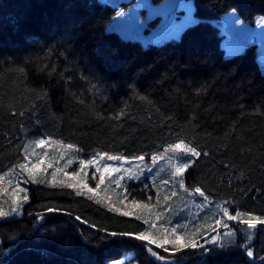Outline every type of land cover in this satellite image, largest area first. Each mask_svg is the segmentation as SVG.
I'll list each match as a JSON object with an SVG mask.
<instances>
[{"label": "trees", "instance_id": "trees-1", "mask_svg": "<svg viewBox=\"0 0 264 264\" xmlns=\"http://www.w3.org/2000/svg\"><path fill=\"white\" fill-rule=\"evenodd\" d=\"M192 1L196 21L178 39L143 47L106 32L116 8L101 0H0V177L19 169L29 197L21 217L0 222V264H107L128 253L135 264H162L127 235L147 231L149 220L113 212L98 195H77L62 174L52 176L55 166L37 176L21 173L26 145L38 139L78 159L157 156L166 163H177L169 146L184 141L201 153L179 154L191 165L182 176L188 191L172 165L150 181L152 207L162 209L161 217L176 218L199 187L233 215L264 218V74L256 45L226 57L210 21L229 11L244 20L264 15V0ZM37 62L47 66L43 73ZM62 161L57 155L54 165ZM198 239L202 244L205 234ZM252 240L255 257L262 250ZM258 246L264 247V233ZM164 255L170 264H261L239 248Z\"/></svg>", "mask_w": 264, "mask_h": 264}, {"label": "rangeland", "instance_id": "rangeland-1", "mask_svg": "<svg viewBox=\"0 0 264 264\" xmlns=\"http://www.w3.org/2000/svg\"><path fill=\"white\" fill-rule=\"evenodd\" d=\"M101 1L116 8L114 16L105 27L106 32H115L125 40L138 41L143 47H147L149 44H159L166 40H170L162 39V36L168 30L167 26L165 25V20L168 17H166L164 13L172 5H177V7L169 15L175 16L177 24H180L183 18L188 15H191L194 22L196 21L193 16L194 4L192 0H163L158 4H152L150 0ZM119 12H123L124 15L117 16ZM150 16L151 19H149ZM138 21L143 23H138ZM211 23L216 25L219 30L220 46L222 47L226 57L233 56L234 54L243 51L244 48L249 44L256 45V61L260 71H262L264 74V15H256L249 20H244L235 11H229L228 13L221 15L219 18L211 20ZM181 32L182 31H180L178 35L171 39H178ZM39 141V139L34 140L26 145V158L23 165L31 167L32 165L39 163L41 160L44 161V164L41 166V168H38L34 173H32V176H37L44 172L49 164H51V166H55V168L52 169V173L56 172L58 168L65 169L66 165V170L69 174L73 171H79V161L82 159L70 156L69 151L66 148H55L53 146V141L50 142L43 140L45 143L42 146H38ZM57 155L60 158H63V161L61 165L56 166L54 164L55 156ZM93 158H95L102 166L110 165L114 168L121 169V171L107 176L104 184H102L101 187L99 185L95 186L96 181H91L89 183L90 187H100L97 193H94L92 188H87V185H85V188L80 189V191L83 192L85 189H87V192L89 193L85 191L84 194L92 193L90 195H98L97 198L111 205L112 207H118L115 210H119L120 212L123 211H121L119 208L123 210L124 205H121L119 201L124 200L125 196L130 197L125 201V204H127L129 207H131L133 199L138 203L149 205L148 208L133 209V212L135 215L142 216L144 219L150 221L147 231L152 232L155 235H172L173 230H175V234L187 236L195 232L192 229L196 222H200V225H197V227H200L199 230H202L209 228V225L214 224L215 219H221V209L223 206L221 204L211 203L209 200L201 197L200 195L197 196V198L194 197V194L186 196L184 201L187 205L181 206L178 216L174 219L168 216L166 218L161 217L159 213H161L162 209H155L152 207L153 202L150 195V181L157 178L158 176L162 178L160 173L163 174V170L167 165H172L175 170L177 163L160 162L159 158H157L155 161L152 159L149 161H126L122 159L119 161L106 162H103V160H101L98 156H94ZM68 160H72L73 163L68 165ZM158 161L160 163H157ZM23 165H20V167ZM128 169H131L132 175H138L139 179H129V174L127 172ZM20 171L21 173L25 172V168L22 167ZM86 171H92V169H86ZM57 173H60L65 177L63 171ZM116 180L121 181V185L119 187H117L115 183ZM131 182L136 183L137 187H135L137 189H129L128 185ZM22 183L23 182H20L19 169H17V171L14 173L0 177V211L6 213L4 217H0V222L15 218L17 219L22 216L11 211L13 207V192H16V197L20 202V206L23 204L25 189ZM18 189H23V191L19 192L17 191ZM132 191H138L140 193L135 196ZM3 195L6 197L3 198ZM123 213L128 214L127 212ZM241 218L248 219L249 216L241 214ZM190 220L191 222H189ZM224 223L227 224V227L225 228L221 226L216 235L225 245L231 243L238 236L240 238H243V236L244 238L250 236L252 240L254 235L259 237V234L260 242L261 238L263 239L264 225H258L255 229H248L246 225L238 223L237 221H227L226 218H224ZM239 232L242 234H239ZM204 234L206 240L202 244H211V229H209V231ZM136 238L141 241L147 237L144 235V233H142L137 235ZM251 240L245 239L247 244ZM201 242L202 241H198L197 243L200 244ZM253 242H255L254 239L252 240L251 244ZM260 242L252 244L256 251L262 250L261 254L255 255V257H257L256 259L259 260L261 256H264V247L260 248L258 246ZM149 243L152 242L149 241ZM157 247H159V244H157ZM250 248L254 252V249L252 247ZM132 257L133 254L128 253L122 256L120 259L124 260V264H135L130 262ZM255 257L248 258L252 261H256V259H254ZM107 264H109V262Z\"/></svg>", "mask_w": 264, "mask_h": 264}, {"label": "snow or ice", "instance_id": "snow-or-ice-1", "mask_svg": "<svg viewBox=\"0 0 264 264\" xmlns=\"http://www.w3.org/2000/svg\"><path fill=\"white\" fill-rule=\"evenodd\" d=\"M177 7V5H172L171 7L168 8V10L164 13V15L166 17H168L165 20V25L167 26L168 30L167 32L162 36V39H171L174 36L178 35L180 31H182L183 29L189 27L191 24L194 23L191 15L185 16L183 18V20L180 22V24L176 23V18L174 15H169L175 8ZM124 13L123 12H119L117 16H123ZM149 19H151V16L149 17ZM138 23H143V22H139ZM26 64L32 63L31 61V57L28 58V60L25 61ZM36 67V71L43 73L47 66L46 65H41L38 62L35 65ZM19 72L21 74H23L25 72L24 68H20L18 69ZM55 68H53L51 71L48 72V77H52L53 73L55 72ZM233 71H235V69H233ZM64 77L61 74L60 75V79L57 81L56 85H54V87H58L60 86V81H63ZM65 84H67V81H64ZM43 95H48L47 92H43V90H41ZM45 143V141L40 140L38 142V146H42ZM169 149L172 150L174 153L178 154V159H177V164L175 167V173L174 175L176 177H181V179L179 180V187L181 189H184L186 192L188 191L187 188L185 187V180L182 178L183 174L186 172L187 169H189V167L191 166L190 163L188 161H183L181 162L179 160V154H183L185 156H189V157H198L201 155V153L197 150L196 147L194 146H190L187 143H185L184 141H180V142H176V143H172L169 146ZM169 149H165V151H168ZM100 155V159L104 160L105 158L108 161H119L122 160L123 157L120 156H116V155H105V154H98ZM139 160L143 161L146 159V157L144 156H140L138 158ZM153 161H155L157 159V156H152L151 158ZM73 163L72 160H68L67 164L71 165ZM44 164V161L41 160L39 163L32 165L31 167H28L27 165H23L22 167L25 168V170L28 172L29 177L32 176V173H34L38 168H41V166ZM48 167H51V164L48 165ZM67 169V165L65 166V169H57L56 172L52 173V176L55 177L57 172L63 171L66 180L68 181L66 187H71V188H76L77 191V195H83L84 192H87V189H85V191L81 192L80 189L85 188V185H87V188H92L94 193H97V191L100 189L101 185L104 184L105 179L107 176L111 175L112 173H117L120 172L121 169L119 168H114L110 165H101L95 158L93 159H88V160H80L79 161V171H73L70 174L68 173ZM86 169H92V171H86ZM143 171V170H141ZM128 172V178L129 179H139V176L136 175H132L131 174V169L127 170ZM97 176H98V180H97ZM91 181H96L95 186L99 185L100 187H90L89 183ZM32 182H36L34 179ZM74 182V183H73ZM116 185L117 187H119L121 185V181L120 180H116ZM17 191L22 192L23 189H18ZM89 193V192H87ZM194 193L199 194L201 197H204V192L201 191V188L196 187L194 189ZM92 194V193H90ZM174 194V193H173ZM13 207H12V212L16 213L17 215L20 214V210H21V206H20V202L18 201L17 197H16V192H13ZM92 196H89V199H91ZM130 197L129 196H125L124 200H120L119 203L121 205H124V209L122 210L121 208H119L121 211L123 212H127L129 215L128 216H132L135 215L133 212V209H141V208H148L149 205L147 204H141L138 203L136 200H132L131 203V207H129L127 204H125V201L128 200ZM206 199V197H205ZM29 200L28 195H24L23 196V203H27ZM118 207H110V210H112L113 212H116L115 209H117ZM57 209L55 208H51L49 210V213H54L56 212ZM118 213V212H117ZM6 215V213H4L3 211H0V217H4ZM39 215V214H38ZM41 219H43V216H40ZM224 218H226L227 221H237L238 223H241L243 225H246L248 229H255L257 228L258 225H264V218H260V217H251L249 216L248 219H242L241 218V213L237 212L235 215L231 214L230 210L228 207H223L221 209V219H215V223L212 225H209V228H205L202 230H197L194 233H191L187 236L184 235H177L175 234V230H173V234L172 235H155L152 232L149 231H144V235L147 237L146 239L141 240L140 242L147 247L148 251L153 253V257L155 259H157L158 261H161L162 264H170V262L165 258V253H171L172 255H175L176 253H181L183 252L185 249H200L202 252H204L205 254H211L216 247L219 248V250L221 251H226L228 249H232V248H239L241 249V251L247 255V257L249 258H253L254 257V252L253 250L249 247V245L247 243H237L235 240H233L231 243H229L228 245H225L216 235V233L220 230V227H227V224L224 223ZM135 219L136 220H140L141 217L139 215H135ZM145 224L148 223L147 220L144 221ZM209 229H211L212 235L210 238V243L212 244L213 247H206L205 244H199L198 245V237H202L204 235L205 232H208ZM53 231H55V229H53ZM105 235H108V233L106 232ZM113 235H115V233H113ZM129 235V238H133L135 239L137 235L136 233H132V234H127ZM235 235V234H233ZM247 240H251V237L248 236L246 237ZM149 241H151L152 243H149ZM157 244H159V247H157ZM260 261L261 264H264V256L260 257ZM109 264H124V260L122 259H114L112 261L109 262Z\"/></svg>", "mask_w": 264, "mask_h": 264}]
</instances>
